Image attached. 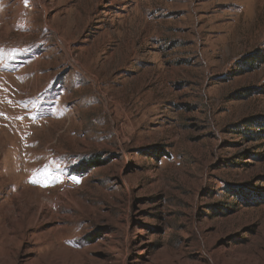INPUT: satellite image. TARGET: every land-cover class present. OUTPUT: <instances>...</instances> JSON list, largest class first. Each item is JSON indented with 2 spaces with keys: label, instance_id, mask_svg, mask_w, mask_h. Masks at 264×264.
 <instances>
[{
  "label": "rangeland",
  "instance_id": "obj_1",
  "mask_svg": "<svg viewBox=\"0 0 264 264\" xmlns=\"http://www.w3.org/2000/svg\"><path fill=\"white\" fill-rule=\"evenodd\" d=\"M0 264H264V0H0Z\"/></svg>",
  "mask_w": 264,
  "mask_h": 264
},
{
  "label": "bare ground",
  "instance_id": "obj_2",
  "mask_svg": "<svg viewBox=\"0 0 264 264\" xmlns=\"http://www.w3.org/2000/svg\"><path fill=\"white\" fill-rule=\"evenodd\" d=\"M6 126V125H5ZM11 133V132H10ZM6 143V142H5ZM21 147V146H20Z\"/></svg>",
  "mask_w": 264,
  "mask_h": 264
}]
</instances>
